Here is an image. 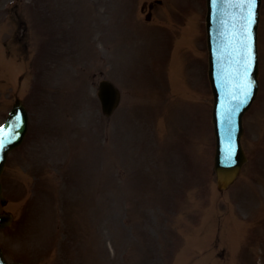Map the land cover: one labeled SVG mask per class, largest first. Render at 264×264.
<instances>
[{
  "label": "rangeland",
  "instance_id": "obj_1",
  "mask_svg": "<svg viewBox=\"0 0 264 264\" xmlns=\"http://www.w3.org/2000/svg\"><path fill=\"white\" fill-rule=\"evenodd\" d=\"M28 1L33 2V0ZM85 1L89 4L92 2L93 7L98 6L100 12L97 10L93 11L98 18L91 19L88 15H85L84 18H78L74 15L72 7L75 4L79 7L82 6L83 3H80L81 0H41V4L43 5L42 10H46L42 12L46 14L43 16L42 24L38 29H43L46 35H29L32 42H35L40 36L42 40L53 39L54 49L56 53L58 52L59 56L57 70L54 75L55 87L58 91L57 103L53 106L50 96L48 95L46 99L43 100L42 106L36 107L37 111L41 110V120L39 124L44 127L46 126V131L43 129L40 132V142L38 145H35L36 147L34 146L36 152L31 157L34 166L40 167V170H37L33 166V163H31L28 171L33 174V177L32 175L29 177L28 173L23 176L26 180H30L29 185L24 186L21 191H18V189L10 190V197L12 199L8 208L16 213L17 220H15L12 228L10 227L0 232V242L7 248L9 255L13 258L26 260L30 264H85L88 261L85 259V253L81 250L83 244L87 247V253L89 251L91 255H94L95 250L97 251V255L92 257L93 261L101 260V262L94 261V264H114L116 260L119 259V262H117L118 264L121 262V259L131 258L130 251L134 248L132 245L136 243V245H144L145 242L147 244L149 243L146 235V228L148 226H150V229H147V231L150 232V234L158 233L161 235L164 233L162 227L164 224H167L169 233L171 230L176 229V226L181 221L182 215L188 219L189 213L181 210L182 203H185L188 207L194 202L202 201L204 196H208L213 204L214 199L218 200L220 210H223L228 215L231 213L233 207L230 191L224 194H218L214 190V153L212 149L214 146V132L212 124H209V121V123L207 122V126L203 128L205 120L200 114L193 115V107L188 103L180 112L178 111L180 119L173 120L171 116L164 118L159 116L158 113H153L150 122L158 123V127L154 129V136L159 139L165 137V128L169 126L172 120V124L177 129L184 128L188 130L186 132L189 136L187 137V141L192 144L191 147L187 144L184 146L185 152L190 156V163L187 166L188 179L189 176L196 175L199 168L202 169L200 161L196 156H200V150L194 148L193 145L199 146L207 151L209 150V154L205 157L207 164L205 161L203 162L204 171L203 173L200 172L197 176L198 180L201 181V187L187 186L181 191V193L189 194L190 198L186 195L185 197L176 198L175 194L179 191L176 190V188L167 187L169 192L173 195V197H171L172 201L169 202L166 198L162 197L164 196V183L162 184L155 181L161 196L156 191H151L147 195L144 191L143 193L141 191H136L135 187L132 188V185H134L133 183L138 185H140L141 182L145 183L146 187H142V189L144 188L146 190L151 188L150 185H154L153 182H151L153 177L145 178V176L147 171L153 170L151 166H153V162L157 159V156L153 153L151 154L150 151H153L154 148L152 144L158 140L155 138L154 140H149L148 138H150L153 133L148 136L145 127H148V125L145 123L137 124L134 118H131V121L134 127L136 125L137 127L134 130L130 118H127L130 125L128 124L127 129L124 131V137L117 128L122 126V122L127 116L125 115L126 112H128L129 115H133L135 119L138 120L135 109L139 104L141 105L144 103V100L132 99L128 104L129 106H126L127 104L123 101L122 108L117 114L119 117L117 116L118 119L116 122L115 120H108L101 111V105L96 94V86L90 82L89 75L83 72L85 69L89 70L90 66H92V74L101 69L96 60L99 56L97 50L103 49L100 45L105 41V36L100 35V32L99 34L96 33L94 28V23H97L99 17V20H102L97 25H100L101 30H106L107 26L112 31L115 30V28L119 29L121 27H119V23L127 25L125 29H122L124 41L121 43V51L123 57L126 58H122L121 55H119L121 61V75L124 77V80L126 78L132 79V76L129 75L131 69L135 70L138 67L145 69L143 60L147 61L149 53L144 46L147 45L148 36L146 38L143 37V39L139 38L136 36L137 33L129 28L131 26L129 19L131 17L133 18V16L135 18L141 16L140 13L136 14L139 12L140 8L137 2L138 0H132L128 4L126 10L121 9V11H118V5H115L117 0ZM179 1L185 4V10L189 12L190 15L188 29L186 32L184 31L185 35L181 42H177L173 47L167 35H165L164 41L158 36L153 35V45L151 47V53L159 55L163 65H166L170 59L172 60L171 64L168 66L169 70L165 72L166 80L170 77L169 88L171 89L176 86L175 81L178 82L179 77L183 80L182 72L185 67L184 59L186 58V54H184L186 53L185 47L193 51V46L189 48L192 42L193 45L194 43L196 44L197 49H199L200 45L199 22L202 0ZM3 2L4 0H0V12ZM171 2L172 0H170V3ZM52 10L54 11L51 13ZM204 10L205 6L203 8V11ZM54 12H56V14H54ZM114 17L116 19H114ZM90 26L91 36H94L86 37L84 36L85 33L83 30L85 29L90 33ZM13 27L14 26L10 24L11 30ZM194 32L198 35L196 41L193 40ZM54 34L58 35V39L52 37ZM202 35L206 38L205 33ZM202 40L204 47L202 51L204 52L200 60L205 67V77H207L206 58L204 57V53L207 54V45L206 40L203 38ZM73 42L75 50L73 49ZM142 48L143 50L140 51ZM76 51L78 54L77 57L73 55V52ZM136 55H140L138 59ZM127 58L128 60L133 59L135 63L131 64V62H125ZM116 63L118 65V62L111 59L112 76L115 74V70H117ZM262 63L260 76L262 82L261 95L262 92L264 93V57H262ZM126 65H129L131 69L127 68ZM101 67L104 68L103 62L101 63ZM196 67L197 65L195 63L191 69V72L195 76L197 74ZM146 72L151 76H154L155 73L154 70L150 69H147L145 73ZM194 82L195 80L193 79L191 83ZM200 88L206 94L204 89L205 85L201 84ZM159 92L163 94V88H160ZM208 95L206 94L205 97H203L207 102H209L207 100ZM130 106L132 107L130 108ZM144 111L145 109H143V112ZM254 112L255 108L251 115H249L250 120L253 122H249V125L247 124L246 138L248 140L251 138L255 144L252 149V154L254 155L252 159L255 158L254 161L258 164L260 156L257 154L259 153L260 138L264 135V110L261 112ZM163 148L164 153H166L168 148ZM159 149L160 148L155 151ZM169 153H172L171 150ZM30 154H27L26 158H29ZM169 156L173 155L169 154ZM150 159L153 160V162H150ZM12 166H14V162ZM43 166H46V168L43 169ZM27 167L28 165L25 164L20 168V171L25 173L24 168ZM33 169L37 170L36 174ZM45 171H51L50 174L52 177L48 180L51 181L56 188L59 187L58 184H60V180H64L70 185L69 193L65 197L57 198L56 203L53 199L52 203L50 202V194L54 188L50 190L49 185L41 183L42 180L40 176L44 177ZM160 172H162L163 175L166 174L164 171ZM175 172V164L172 161L170 175L175 177ZM130 173H133V175H129ZM34 178L40 179V181L36 183V186L34 185ZM148 178H150L149 182L146 181ZM186 181L187 176L183 178L181 183H185ZM192 182L194 181L191 179L188 180V183ZM167 183L170 184L169 179ZM119 184L122 185V193L118 190ZM32 188H38L35 195L37 196L35 206L39 207L38 212L35 210V207H33L32 200L28 198V194L31 193ZM96 188L97 191L93 198V193ZM259 188L261 191L260 200L258 198L253 202V207L256 208L250 210L244 204H239L243 211L247 212L250 210V215L253 218H249L247 224L241 225L243 221L236 215H233L234 211L232 215L234 225H241L244 229L255 225L257 228L256 232H260L262 234L260 237H263L264 205L260 209H258V206L260 203H264V189L261 185H259ZM119 193L121 196L117 195ZM85 201H87V203H85ZM79 203H82V205L79 206ZM206 204L209 205V202H206L204 205ZM52 205L55 209L57 206V212H59V214L56 213L55 220L53 218L55 212L51 213ZM153 207L155 209L162 208L160 213L159 210L155 211L156 214H159L158 218L153 216ZM0 210H2L1 207ZM193 210L201 212L202 208L200 205H193ZM59 215L62 216V218H60ZM243 217H248V214H244ZM52 218L57 227L56 234L59 233V230H63L68 234L70 243L67 242L64 244L63 241H60L59 236L56 237V234L51 236ZM205 218L208 221L211 220L212 224L208 222L197 225L194 228L195 231L205 230L210 233L214 230V209L207 214ZM63 219L66 220V222ZM136 232L139 234L137 239L135 238L136 235H134ZM230 235L232 237L233 246L237 245L238 238L236 236L233 237L234 233L232 234V231ZM94 238H96V240H94ZM109 240H112L113 243L110 244ZM168 242L169 238L165 240V243ZM253 243L256 244L257 252H259V249L263 247V245L261 246L263 241L257 240ZM99 244L107 248L104 253V258L99 257V255L103 253L98 252ZM26 245H30V253ZM110 245L112 247H110ZM260 246L261 248H259ZM184 248H186V246ZM114 250L115 254L112 256L110 252H114ZM39 252L44 253H42L43 257ZM151 253H159V255L163 253L164 255L166 251L158 252L154 249L148 251L141 247L136 249L133 257L141 260L143 264L145 261H149ZM25 254H28V256ZM38 256L40 257L38 258ZM90 264H92V262H90Z\"/></svg>",
  "mask_w": 264,
  "mask_h": 264
},
{
  "label": "snow or ice",
  "instance_id": "obj_2",
  "mask_svg": "<svg viewBox=\"0 0 264 264\" xmlns=\"http://www.w3.org/2000/svg\"><path fill=\"white\" fill-rule=\"evenodd\" d=\"M255 5L256 0H241L237 6L244 12L242 16L243 24L241 26L242 38L241 47L243 49L242 59V76L240 83L236 86L239 90L238 94L231 95V101H234V106L225 109L223 116L224 123L226 124V134L231 141L232 132L234 130L233 119L236 112L240 110V107L245 105L251 98L252 90L256 84L255 80L251 78V72L254 67L255 54L253 51V33L252 26L255 21ZM21 127V116L16 115L15 124L5 130V127L0 126V151H3L6 146L12 143L18 136L15 131ZM234 151L229 146L224 154L225 162L231 163Z\"/></svg>",
  "mask_w": 264,
  "mask_h": 264
},
{
  "label": "water",
  "instance_id": "obj_3",
  "mask_svg": "<svg viewBox=\"0 0 264 264\" xmlns=\"http://www.w3.org/2000/svg\"><path fill=\"white\" fill-rule=\"evenodd\" d=\"M217 73H219L217 70H216Z\"/></svg>",
  "mask_w": 264,
  "mask_h": 264
}]
</instances>
